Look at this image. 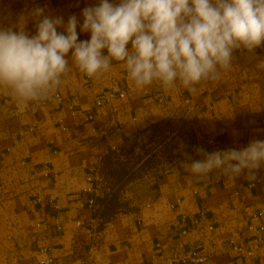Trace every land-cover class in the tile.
Wrapping results in <instances>:
<instances>
[{
    "label": "crops",
    "instance_id": "obj_1",
    "mask_svg": "<svg viewBox=\"0 0 264 264\" xmlns=\"http://www.w3.org/2000/svg\"><path fill=\"white\" fill-rule=\"evenodd\" d=\"M100 2L0 0V26L23 25L22 15L39 6L65 24L75 15L79 40H89L90 33L80 32L81 13ZM24 28L35 35V21L27 20ZM233 55L230 69L218 68V81L204 82L195 92L179 81L170 90L159 82L137 89L116 60L90 77L74 64L71 52L68 70L46 99L21 102L0 85V264H27L46 255L60 264H80L92 242L95 264H161L176 256L183 258L174 264H264V232H259L264 167L257 172L258 183L247 188L244 176H194L180 166L182 156L155 177L153 194L144 202L110 213L103 210V194L90 191L95 181L88 179L114 152L178 119L181 111L194 133V149H240L264 140V70L256 66L264 59V43L255 58L240 50ZM118 91L125 94L112 100L115 114L103 107L99 131L93 133L95 123L81 122L82 115ZM194 149L189 153L200 159ZM93 224L95 239L89 235Z\"/></svg>",
    "mask_w": 264,
    "mask_h": 264
},
{
    "label": "clouds",
    "instance_id": "obj_2",
    "mask_svg": "<svg viewBox=\"0 0 264 264\" xmlns=\"http://www.w3.org/2000/svg\"><path fill=\"white\" fill-rule=\"evenodd\" d=\"M81 14L80 32L90 33L89 40H79L75 15L65 24L39 6L22 15L23 25L0 26V85L21 102L46 99L68 70L71 52L74 64L90 77L116 60L137 89L159 82L170 90L179 81L195 92L198 85L220 79L218 68H231L235 51L255 58L264 43V0H101ZM29 19L35 21V35L25 31ZM256 66L264 70V59ZM176 151L184 158L180 166L200 178L215 172L255 181L264 167V140L213 152L196 147L200 159H193L183 140Z\"/></svg>",
    "mask_w": 264,
    "mask_h": 264
},
{
    "label": "rangeland",
    "instance_id": "obj_3",
    "mask_svg": "<svg viewBox=\"0 0 264 264\" xmlns=\"http://www.w3.org/2000/svg\"><path fill=\"white\" fill-rule=\"evenodd\" d=\"M180 113L178 119L166 126L134 138L95 170L96 189L107 203L104 212L125 211L152 195L155 177L172 161L182 157L176 151L178 140L184 141L188 152L194 149V133L187 127L186 113Z\"/></svg>",
    "mask_w": 264,
    "mask_h": 264
},
{
    "label": "built area",
    "instance_id": "obj_4",
    "mask_svg": "<svg viewBox=\"0 0 264 264\" xmlns=\"http://www.w3.org/2000/svg\"><path fill=\"white\" fill-rule=\"evenodd\" d=\"M124 92L123 91H118L117 93L115 92H110L107 97H105L104 99H98L95 104L93 105V107L88 110L87 112H85L82 117H81V122H91V123H95V125L92 127V132L93 133H96L99 131V127L97 125V116H98V113L99 111L105 107V106H109L110 107V110H111V113L115 114L116 112V107L115 106H112L111 105V102L114 98H122L124 97ZM57 100H61V97L59 95H55ZM67 108L68 110L70 111V114L74 115V109H73V106L71 104L67 105ZM88 179L90 181H92L94 183L95 181V176H88ZM260 179L257 177V179L255 181H247L246 183V187L247 188H252L256 183H258ZM95 189H96V185H92V187L90 188V191H92L95 195ZM89 204L90 205H94L95 204V197L94 198H91L89 200ZM53 206V205H52ZM53 207L56 208V205H54ZM204 217V215L201 213L200 216H199V219H202ZM53 223L57 226H59V221L57 219H54L53 220ZM77 224H79V222H77ZM249 228H252V225H249L248 226ZM95 225H91V232L89 233L90 237L92 239H95L94 238V234H95ZM259 232H264V227H260L259 228ZM93 241V240H92ZM95 244L92 242L90 243V247L88 249V253L87 255L80 261V264H95V257H96V253H95ZM249 254L251 252H248ZM181 256H176V257H172V258H169V259H166L164 261V263H161V264H174V262L180 260ZM27 264H60L58 259L50 256V255H46L44 257H41V258H35V259H32L31 261H29Z\"/></svg>",
    "mask_w": 264,
    "mask_h": 264
}]
</instances>
